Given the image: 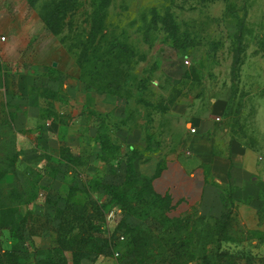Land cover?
<instances>
[{"label":"rangeland","instance_id":"1","mask_svg":"<svg viewBox=\"0 0 264 264\" xmlns=\"http://www.w3.org/2000/svg\"><path fill=\"white\" fill-rule=\"evenodd\" d=\"M10 8L42 30L36 37L41 54L57 44L56 51L79 63L87 91L105 96L118 89L121 96L103 130L109 148L102 161L93 160L83 175L51 170L55 178L43 181L41 198L29 207L32 236L18 241L6 232L4 247L27 242L29 264L40 259L34 245L57 249L46 255L59 264H264V192L242 199L224 188L215 198L174 206L152 196L140 180L128 186L119 157L129 150L137 171L147 155L169 154L178 119L172 112L212 98L228 101L225 128L261 144L264 0H0V12ZM0 42L6 46L9 38ZM20 52L4 62L22 68L30 58ZM4 103L0 98V136L17 152L22 143L10 135ZM86 124L83 147L94 149ZM70 127V133L81 132L76 123ZM14 179L6 174L4 189ZM127 187L132 191L124 192ZM114 191L130 199L123 214Z\"/></svg>","mask_w":264,"mask_h":264},{"label":"crops","instance_id":"2","mask_svg":"<svg viewBox=\"0 0 264 264\" xmlns=\"http://www.w3.org/2000/svg\"><path fill=\"white\" fill-rule=\"evenodd\" d=\"M25 18V12L19 15L11 8L0 12V39L9 38L6 46L0 42V98L13 116L16 139L22 143L18 146L17 166L38 170L44 186L46 178H55L50 171L56 166L83 175L93 160L102 161L105 151L101 135L118 99L110 93L101 96L87 91L79 63H73L61 50L56 51L57 44L46 55L41 54L42 43L38 44L36 37L42 30L26 25ZM19 51L24 58H30L25 66L4 62L5 55ZM38 57L42 60L37 62ZM56 57L59 60H53ZM227 104L226 98H212L210 103L204 101L190 110H174L172 115L178 119L173 150L167 155H147L137 166L139 177L148 179L153 191L168 198L172 205H194L215 198L224 188H232L242 199L264 192V99L257 113L263 141L256 145L224 127L221 120ZM86 121L94 149L83 147L87 133L82 128ZM72 122L81 132H69ZM192 128H196L195 133ZM129 153L123 149V162Z\"/></svg>","mask_w":264,"mask_h":264},{"label":"trees","instance_id":"3","mask_svg":"<svg viewBox=\"0 0 264 264\" xmlns=\"http://www.w3.org/2000/svg\"><path fill=\"white\" fill-rule=\"evenodd\" d=\"M117 90L118 89H108V92L115 96H121V92ZM7 123L8 127L11 129L10 135H15L17 138V130L13 121V116L9 112ZM2 126L5 127L4 125L0 124V127ZM101 141L103 149L105 153H107L106 149L109 147L103 145L104 143L106 144V140L103 135H101ZM3 145L7 147H4ZM131 156L132 155L130 154V156H128L124 162L127 166L126 170L129 175L126 180L127 185H131L133 180H140L143 182L144 186L149 187L150 194L156 199L170 202L168 198L159 196L153 191L148 179L139 177L138 172L134 170V163ZM19 158L20 152L18 149L16 152V145L13 144L11 140L0 136V264H29L26 257V255H28V250H30L28 243L26 242L24 244L20 243L21 241H18L21 239L23 240V238L31 237L33 234L32 226H29V222L27 221V216L30 211L29 207L39 200L41 190L44 187L42 185V173L32 168H27L24 170L19 169L17 166ZM9 172L15 175V179L9 184L7 189H4L1 181ZM130 188L131 187H127L124 192H131L132 190ZM114 189L117 190V187L112 186V190ZM114 192L117 194L113 193L115 194L113 200L117 199L118 202L120 199L122 204L120 209L122 210L123 214L125 211L124 208L127 207V202H129L130 199H127L124 196L118 198L119 193L117 191ZM67 201L66 208L69 207V201ZM24 208H27V212L25 214L23 212ZM6 232L13 234L14 238H18V241L10 242L11 248L9 249L5 248L3 245V238ZM101 232L105 234L108 233L104 229H102ZM109 245L114 247L115 243L110 242ZM22 249H25L26 251L22 252ZM56 250L57 249L55 248H41L37 245H34V251H36L35 255H40V259L36 260V264H59L55 261V256L46 255L47 252L50 253ZM83 257L85 258L87 256Z\"/></svg>","mask_w":264,"mask_h":264},{"label":"built area","instance_id":"4","mask_svg":"<svg viewBox=\"0 0 264 264\" xmlns=\"http://www.w3.org/2000/svg\"><path fill=\"white\" fill-rule=\"evenodd\" d=\"M2 40H6V37L5 36H3L2 37ZM221 120V118H217V121H220ZM193 133H195L196 132V128H192V130H191Z\"/></svg>","mask_w":264,"mask_h":264},{"label":"water","instance_id":"5","mask_svg":"<svg viewBox=\"0 0 264 264\" xmlns=\"http://www.w3.org/2000/svg\"><path fill=\"white\" fill-rule=\"evenodd\" d=\"M56 65V64H55Z\"/></svg>","mask_w":264,"mask_h":264}]
</instances>
